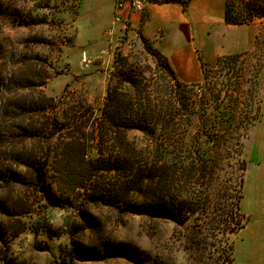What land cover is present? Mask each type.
<instances>
[{"label": "trees", "instance_id": "16d2710c", "mask_svg": "<svg viewBox=\"0 0 264 264\" xmlns=\"http://www.w3.org/2000/svg\"><path fill=\"white\" fill-rule=\"evenodd\" d=\"M190 1L151 3L185 8ZM223 20L235 27L263 21L264 0H224ZM139 39L140 51L115 59L100 108L84 95L43 97L41 111L55 118L31 117L20 128L0 119V148L10 151L12 137L35 142L37 151H21L10 166L24 169L22 180L35 179L47 200L64 196L83 230L100 224L90 206L189 224L181 235L189 264H232L245 225L244 141L261 109L258 85L246 77L247 53L218 57L200 68V81L184 83L163 53Z\"/></svg>", "mask_w": 264, "mask_h": 264}, {"label": "rangeland", "instance_id": "374dc122", "mask_svg": "<svg viewBox=\"0 0 264 264\" xmlns=\"http://www.w3.org/2000/svg\"><path fill=\"white\" fill-rule=\"evenodd\" d=\"M120 1L123 8L116 11L118 0H0V119L20 128L31 117L55 118L41 111L43 97L57 102L60 96L84 95L100 108L115 59L140 51L143 36L184 83L189 76L200 81V68L214 66L218 57L247 53L246 77L258 85V123L264 124V67L255 75L264 62V20L240 27L225 24L224 0H191L185 8ZM133 1L140 2L139 10ZM254 135L244 141L248 164ZM10 139V151L0 148V264H133L136 258L141 264H189L181 236L189 233V224L179 227L169 220L90 206L100 224L83 230L64 196L47 200L35 179L22 180L24 169L10 166L21 151H37L38 145ZM138 251L144 254L137 257Z\"/></svg>", "mask_w": 264, "mask_h": 264}, {"label": "crops", "instance_id": "0c3cea01", "mask_svg": "<svg viewBox=\"0 0 264 264\" xmlns=\"http://www.w3.org/2000/svg\"><path fill=\"white\" fill-rule=\"evenodd\" d=\"M189 76L185 82L194 80ZM253 161L245 175V225L235 236L232 264H264V124L254 129Z\"/></svg>", "mask_w": 264, "mask_h": 264}, {"label": "built area", "instance_id": "2783aa9c", "mask_svg": "<svg viewBox=\"0 0 264 264\" xmlns=\"http://www.w3.org/2000/svg\"><path fill=\"white\" fill-rule=\"evenodd\" d=\"M133 7H134V9L139 10L141 8L140 2L139 1H133ZM122 8H123V3L120 0H118V2L116 3V11H120V10H122ZM116 19L118 20V17H116Z\"/></svg>", "mask_w": 264, "mask_h": 264}]
</instances>
